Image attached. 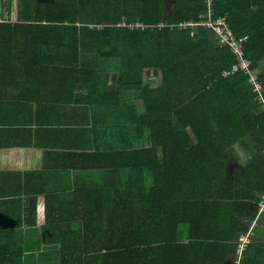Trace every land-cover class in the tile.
I'll use <instances>...</instances> for the list:
<instances>
[{"label": "trees", "instance_id": "trees-1", "mask_svg": "<svg viewBox=\"0 0 264 264\" xmlns=\"http://www.w3.org/2000/svg\"><path fill=\"white\" fill-rule=\"evenodd\" d=\"M23 2L19 21L0 22V134L23 99L44 100L47 86L89 97L102 129L97 106L121 107L110 127L119 151L96 164L83 158L71 195L90 197L67 198L57 217V264H264V104L214 31L171 27L202 21L206 1L176 0L173 14L165 0ZM214 10L247 38L258 71L264 0H214ZM151 70L160 81L150 85ZM257 78L264 97V69Z\"/></svg>", "mask_w": 264, "mask_h": 264}, {"label": "crops", "instance_id": "crops-1", "mask_svg": "<svg viewBox=\"0 0 264 264\" xmlns=\"http://www.w3.org/2000/svg\"><path fill=\"white\" fill-rule=\"evenodd\" d=\"M53 1L37 0L41 4ZM19 4L28 7L23 0H0V22L19 21L23 9ZM116 76L110 74V80ZM47 87L38 93L44 100L23 99L11 123L1 125L4 131L0 134V264H57L61 259L57 248L62 239L57 234L62 230V223L57 220L61 208L67 198L77 201L90 197L71 195L75 183H79L77 168L85 157L96 158V164L103 154L119 151L111 147L110 127L120 106L104 102L97 106V112L102 110L103 121L107 122L103 124L104 131L96 127L92 111L95 105L89 97L80 101L72 94L77 88L64 90V95ZM83 89L80 93L88 90ZM8 108L12 109V105ZM98 181L86 179L83 184ZM32 198H36V211L30 206ZM242 235L239 245L246 239L248 245L252 235Z\"/></svg>", "mask_w": 264, "mask_h": 264}, {"label": "built area", "instance_id": "built-area-1", "mask_svg": "<svg viewBox=\"0 0 264 264\" xmlns=\"http://www.w3.org/2000/svg\"><path fill=\"white\" fill-rule=\"evenodd\" d=\"M220 23H225L227 25V28L223 30L220 27ZM191 25L203 26L209 29H213L217 33L220 44L223 46L224 45L228 46L237 59V64L234 65L233 71H244L246 73H249L250 75L249 79L250 82L253 83L254 85V91L258 93L257 99L260 101V103L264 104V97L262 94L263 86L261 85L259 79L257 78L258 72L251 70L252 61L246 57L244 45L247 38L237 37V35L234 34L228 22V16L221 15L215 17V10L213 3V9L207 7V14L203 16L202 21ZM181 26L186 27L187 24H181ZM251 72H255V75H252ZM262 198H264V194L262 195ZM263 210H264V202L261 204V210L259 212L263 213ZM248 242H249L248 239H246V241H244L239 245L240 251H241V246L247 244Z\"/></svg>", "mask_w": 264, "mask_h": 264}, {"label": "rangeland", "instance_id": "rangeland-1", "mask_svg": "<svg viewBox=\"0 0 264 264\" xmlns=\"http://www.w3.org/2000/svg\"><path fill=\"white\" fill-rule=\"evenodd\" d=\"M206 2H207V7H210V8H212L213 9V3H214V0H205ZM165 2H166V12L167 13H169V14H173L174 13V8H175V5H176V0H165ZM225 15H227L228 16V13H226ZM218 16H221V15H217L216 14V12H215V17H218ZM126 21V19H124V21H123V24L124 23H126L125 22ZM200 22V21H199ZM196 23H198V22H193V21H187V22H182V23H179L178 25H173V26H171V27H178V28H180V29H186V28H188V27H203V26H197V25H191V24H196ZM3 24H6V23H3ZM122 24V25H123ZM181 24H187V26L186 27H182L181 26ZM189 24V25H188ZM119 26H120V24H118ZM137 26H141V24H136ZM165 26V24L164 23H161V24H159L158 25V27H164ZM145 27H147V26H145ZM207 29H209V28H207ZM210 30H212V31H214L213 29H210ZM215 32V31H214ZM215 34H216V36H217V39H218V41H219V38H218V35H217V33L215 32ZM220 43V42H219ZM230 49V48H229ZM232 52V51H231ZM237 60V59H236ZM260 63V67H259V69H258V71L257 70H255V71H257V72H259V71H261V70H263L264 69V60H262V61H260L259 62ZM237 64V63H236ZM235 64V65H236ZM253 71V70H252ZM252 73V75H255V72H251ZM154 72H153V70H151L150 72H148L147 73V75L149 76L148 77V84H155V83H158L159 81H160V76L159 75H157V74H155V76H154ZM117 77L118 76H116V78L115 77H113V78H111V80H110V82H112V83H110V86H112V87H115V86H117V85H119V82H118V80H117ZM154 80V81H153ZM11 92H12V89L10 88V90L7 92L8 94H11ZM12 95H13V93H12ZM11 95V96H12ZM242 148H239L240 150H242L243 152H244V150H246V151H248L244 146H241ZM244 149V150H243ZM249 152V151H248ZM251 155H253V153H251L250 152V154L248 155V158H250L251 157ZM255 155V154H254ZM236 167V166H235ZM232 168H234V167H232ZM264 202V198H261V200H260V202L257 204V209H258V211H260L261 210V204ZM255 205V206H254ZM253 207L255 208L256 207V204H253ZM263 213H264V210H263ZM264 219V218H263ZM257 218L256 219H254L253 221H252V223H251V225H250V228H249V234H251L252 235V232H253V228H254V225L256 224V222H257ZM259 235V234H258ZM242 236H244V235H242ZM241 236V237H242ZM259 236H262V235H259ZM263 237V236H262ZM247 244H244V245H242L241 246V250H244V249H246L247 248Z\"/></svg>", "mask_w": 264, "mask_h": 264}, {"label": "bare ground", "instance_id": "bare-ground-1", "mask_svg": "<svg viewBox=\"0 0 264 264\" xmlns=\"http://www.w3.org/2000/svg\"><path fill=\"white\" fill-rule=\"evenodd\" d=\"M220 27L224 30L227 28V25L225 23H220Z\"/></svg>", "mask_w": 264, "mask_h": 264}]
</instances>
